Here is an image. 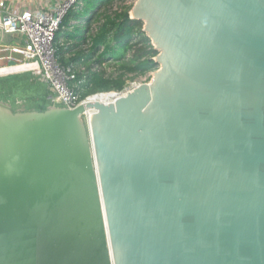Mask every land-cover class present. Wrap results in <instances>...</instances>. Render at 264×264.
Masks as SVG:
<instances>
[{"label":"water","instance_id":"obj_1","mask_svg":"<svg viewBox=\"0 0 264 264\" xmlns=\"http://www.w3.org/2000/svg\"><path fill=\"white\" fill-rule=\"evenodd\" d=\"M132 9L159 52L149 83L0 100V264H264V0Z\"/></svg>","mask_w":264,"mask_h":264},{"label":"trees","instance_id":"obj_2","mask_svg":"<svg viewBox=\"0 0 264 264\" xmlns=\"http://www.w3.org/2000/svg\"><path fill=\"white\" fill-rule=\"evenodd\" d=\"M124 2L78 0L61 22L56 34L58 59L63 64L86 67L85 73L78 74L85 77L78 89L82 99L100 92L122 91L129 80L148 76L159 68L155 59L159 52L143 30L144 22L131 17V3L118 6ZM17 76L0 77V100L13 101L33 86ZM48 106L38 102L26 108Z\"/></svg>","mask_w":264,"mask_h":264},{"label":"built area","instance_id":"obj_3","mask_svg":"<svg viewBox=\"0 0 264 264\" xmlns=\"http://www.w3.org/2000/svg\"><path fill=\"white\" fill-rule=\"evenodd\" d=\"M77 2L58 0L51 8H23L15 0H0V27L15 39L0 41V70L5 69V75L31 71L51 87L56 102L68 108L84 101L78 89L85 77L79 78L78 74L85 73L86 67L59 61L56 34ZM129 82L122 91L115 92L126 94L138 86L135 81ZM84 116L90 120L86 113Z\"/></svg>","mask_w":264,"mask_h":264},{"label":"rangeland","instance_id":"obj_4","mask_svg":"<svg viewBox=\"0 0 264 264\" xmlns=\"http://www.w3.org/2000/svg\"><path fill=\"white\" fill-rule=\"evenodd\" d=\"M135 2H136V0H125L124 3H119L118 6H120L121 4H125V3H131L132 8H133V5ZM132 8L130 10L131 17L133 16L132 15ZM105 63H107V62H104L103 66L105 65ZM0 72H2L0 74V77L10 76V75H19L17 77H20L21 79H28L30 81V83L33 84V86H31L29 89L23 91V94H25V95L22 94V95L17 96L18 98H21V99L26 101L25 105L27 104L29 106H35L36 104H38V102H41L42 105L44 103H48L49 106L50 105H59L55 99V97H56L55 92L51 89V87L45 81H43L39 76H36L31 71L16 72L15 74H9V75L3 74L4 72L2 70ZM154 72L155 71L148 74V76L135 77L129 81L130 82L135 81L138 85L143 84V83H149L153 78ZM130 86H131V84H130ZM26 93H28V94L26 95ZM104 93H107V92H104ZM92 95H94V94H92ZM92 95L86 96L85 98H83V100H86L89 96H92ZM26 96L28 98H26Z\"/></svg>","mask_w":264,"mask_h":264},{"label":"crops","instance_id":"obj_5","mask_svg":"<svg viewBox=\"0 0 264 264\" xmlns=\"http://www.w3.org/2000/svg\"><path fill=\"white\" fill-rule=\"evenodd\" d=\"M15 1L17 2L16 4L19 3L23 8H51L55 5V3L58 0H15ZM5 34L7 33H5L0 27V41H3ZM9 38L11 39L10 42L15 40L12 35Z\"/></svg>","mask_w":264,"mask_h":264},{"label":"bare ground","instance_id":"obj_6","mask_svg":"<svg viewBox=\"0 0 264 264\" xmlns=\"http://www.w3.org/2000/svg\"><path fill=\"white\" fill-rule=\"evenodd\" d=\"M132 15L134 16L133 9H132ZM1 70H3V69H1ZM122 95H125V94H117V93L111 92V93H102V94H98V95H92V96L88 97L86 104L91 103V102L92 103L93 102L111 103L114 101V99L116 97H120ZM94 112H95V109H87L86 110V114L88 117H90V119L93 116Z\"/></svg>","mask_w":264,"mask_h":264},{"label":"flooded vegetation","instance_id":"obj_7","mask_svg":"<svg viewBox=\"0 0 264 264\" xmlns=\"http://www.w3.org/2000/svg\"><path fill=\"white\" fill-rule=\"evenodd\" d=\"M6 102L11 103L15 109H17V108H26L27 107L26 106L27 104L25 105L26 101L21 99V98H16L13 101L9 100V101H6Z\"/></svg>","mask_w":264,"mask_h":264}]
</instances>
